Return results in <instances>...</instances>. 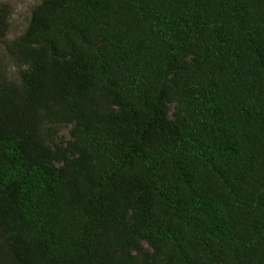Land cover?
<instances>
[{"label": "trees", "instance_id": "16d2710c", "mask_svg": "<svg viewBox=\"0 0 264 264\" xmlns=\"http://www.w3.org/2000/svg\"><path fill=\"white\" fill-rule=\"evenodd\" d=\"M12 14L0 264H264V0Z\"/></svg>", "mask_w": 264, "mask_h": 264}, {"label": "rangeland", "instance_id": "374dc122", "mask_svg": "<svg viewBox=\"0 0 264 264\" xmlns=\"http://www.w3.org/2000/svg\"><path fill=\"white\" fill-rule=\"evenodd\" d=\"M38 0H0L9 4L12 9V17L10 21V31L8 38H14L19 35L27 24L32 7ZM64 135L68 137L67 130L64 131Z\"/></svg>", "mask_w": 264, "mask_h": 264}]
</instances>
